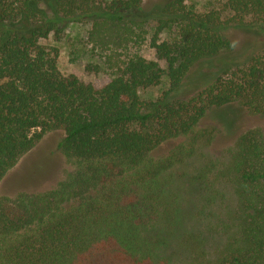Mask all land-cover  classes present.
Instances as JSON below:
<instances>
[{"label": "trees", "instance_id": "obj_1", "mask_svg": "<svg viewBox=\"0 0 264 264\" xmlns=\"http://www.w3.org/2000/svg\"><path fill=\"white\" fill-rule=\"evenodd\" d=\"M63 20H89L106 81L59 70L40 40ZM234 30L262 44L238 64ZM263 31L264 0H0V182L50 131L72 166L48 190L0 195V264H264ZM163 75L161 96L141 99ZM227 130L225 156L189 176L196 225L180 227L173 169Z\"/></svg>", "mask_w": 264, "mask_h": 264}, {"label": "rangeland", "instance_id": "obj_2", "mask_svg": "<svg viewBox=\"0 0 264 264\" xmlns=\"http://www.w3.org/2000/svg\"><path fill=\"white\" fill-rule=\"evenodd\" d=\"M146 7H151L154 2L160 0H142ZM224 0H185L186 4L197 12H203L211 8H216ZM156 23L150 21L146 27L151 34ZM89 20L84 21H60L58 30L51 32L46 39L40 40L46 46H52L57 49V65L59 70L64 74H73L85 82H104L107 80V73L104 71L102 58L85 43V33L89 28ZM173 26L167 25L160 32V39L172 35ZM261 35L264 38V31ZM233 38L238 56L234 60L237 64L242 63L251 52L256 51V46L262 44L253 42L254 39L249 37L248 33L242 30H234L230 33ZM260 39L262 40V38ZM263 50V51H262ZM260 51L264 52V49ZM144 54L147 58L155 59L149 49L144 48ZM163 65V64H161ZM168 79L162 76L157 85L141 88L139 90L140 98L147 101L158 99L163 91L167 89ZM219 120L215 118H204L199 126L208 127L210 124H216ZM216 122V123H215ZM246 125L256 123L262 124L258 118L251 117L245 119ZM221 122L218 123V125ZM62 131L55 130L46 133L43 138L26 154L19 158L17 163L12 167L0 182V195L13 196L19 191L40 192L48 190L62 180L72 166L67 162L58 148V142L61 138ZM231 133L222 131L218 133L213 142L206 145L199 141L197 149L193 156L185 162L174 167L175 178L173 180L174 188L180 196L182 205L181 225L191 228L196 223L193 221L192 211L196 207L199 199V191L196 186L189 180V176L195 172L205 161L210 158L225 156V148L230 145L232 139H229ZM182 138L172 139L163 143L157 149L155 154L163 155L167 153ZM182 173L186 176L182 177ZM181 176V177H180ZM172 183V184H173ZM192 224V225H191ZM176 226V231L182 230ZM210 246H214L210 245Z\"/></svg>", "mask_w": 264, "mask_h": 264}]
</instances>
